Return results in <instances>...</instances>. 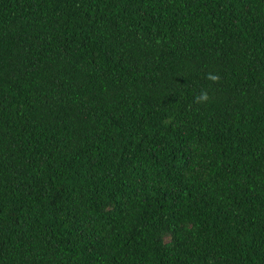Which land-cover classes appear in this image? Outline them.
Returning a JSON list of instances; mask_svg holds the SVG:
<instances>
[{"label": "trees", "instance_id": "1", "mask_svg": "<svg viewBox=\"0 0 264 264\" xmlns=\"http://www.w3.org/2000/svg\"><path fill=\"white\" fill-rule=\"evenodd\" d=\"M0 264H264V0H0Z\"/></svg>", "mask_w": 264, "mask_h": 264}]
</instances>
